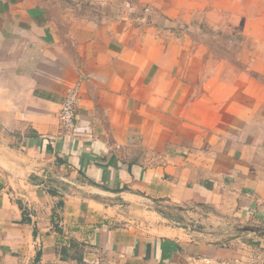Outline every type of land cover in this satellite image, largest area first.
<instances>
[{
  "label": "crops",
  "instance_id": "1",
  "mask_svg": "<svg viewBox=\"0 0 264 264\" xmlns=\"http://www.w3.org/2000/svg\"><path fill=\"white\" fill-rule=\"evenodd\" d=\"M74 1L0 0V264L241 263L173 216L264 223V0Z\"/></svg>",
  "mask_w": 264,
  "mask_h": 264
},
{
  "label": "rangeland",
  "instance_id": "2",
  "mask_svg": "<svg viewBox=\"0 0 264 264\" xmlns=\"http://www.w3.org/2000/svg\"><path fill=\"white\" fill-rule=\"evenodd\" d=\"M42 4L51 5L55 10H96L93 5L89 3H78L75 4L74 0H37ZM205 42L209 45L212 55L218 58H226L228 60L234 61L235 53L237 51V46L234 45V38L231 35H226L222 31L220 32H206L204 36ZM206 44V45H207ZM213 67L219 65L216 62L212 63ZM239 65V64H238ZM235 62H228L222 65V70L235 69L238 67ZM174 219H176L181 224H189L192 230H195L198 241L199 240H210L222 244L224 247H241L245 252L244 258L241 259V263H223L221 261L206 260L201 256H187L185 255L181 261V264H264V257L259 254L264 253V236L255 235L248 232H243L242 227L255 226L256 229L260 230V233L264 232V223H254L249 221H242L241 218L233 219L231 221H219L213 220V217L209 216L205 211L195 212L194 215H188L185 212L184 216L181 212L174 213ZM211 218V219H210ZM235 220V221H234ZM259 242L255 249H250L249 247H255L250 244H256ZM243 243V244H242ZM263 245V246H261ZM89 248L87 249L81 247V254L83 255L82 262H77V264H91L87 262V259H91ZM87 258V259H85ZM75 261V260H73Z\"/></svg>",
  "mask_w": 264,
  "mask_h": 264
},
{
  "label": "built area",
  "instance_id": "3",
  "mask_svg": "<svg viewBox=\"0 0 264 264\" xmlns=\"http://www.w3.org/2000/svg\"><path fill=\"white\" fill-rule=\"evenodd\" d=\"M79 85L67 91L62 108L59 113L60 125L62 130L67 133L76 134V113L78 103Z\"/></svg>",
  "mask_w": 264,
  "mask_h": 264
},
{
  "label": "trees",
  "instance_id": "4",
  "mask_svg": "<svg viewBox=\"0 0 264 264\" xmlns=\"http://www.w3.org/2000/svg\"><path fill=\"white\" fill-rule=\"evenodd\" d=\"M80 250L81 247L79 243L76 242L75 240H72L70 245L61 247L60 257L63 260L73 259V260H77L78 262H82L83 255L81 254Z\"/></svg>",
  "mask_w": 264,
  "mask_h": 264
},
{
  "label": "water",
  "instance_id": "5",
  "mask_svg": "<svg viewBox=\"0 0 264 264\" xmlns=\"http://www.w3.org/2000/svg\"><path fill=\"white\" fill-rule=\"evenodd\" d=\"M245 230H246V231L256 232V229H255V228H245ZM258 234L264 236V232H262V233H258Z\"/></svg>",
  "mask_w": 264,
  "mask_h": 264
}]
</instances>
